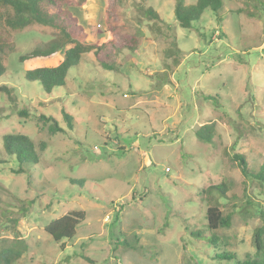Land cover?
I'll list each match as a JSON object with an SVG mask.
<instances>
[{"label": "rangeland", "instance_id": "rangeland-1", "mask_svg": "<svg viewBox=\"0 0 264 264\" xmlns=\"http://www.w3.org/2000/svg\"><path fill=\"white\" fill-rule=\"evenodd\" d=\"M175 1L120 0L122 22L138 28L137 52L116 54L113 70L84 53L50 93L24 71L62 53L19 57L56 31L38 23L14 30L0 20V85L9 91L0 90V158L4 134L45 146L24 172L11 158L0 162V247L25 243L12 264H237L254 256L264 186L244 176L234 155L250 170L264 160V0H222L189 29L174 17ZM111 4L70 8L84 41L107 38ZM209 122L212 141H200L195 130ZM221 182L225 194L203 191ZM214 205L230 214L228 227L208 229ZM71 210L84 219L72 238L54 241L44 226Z\"/></svg>", "mask_w": 264, "mask_h": 264}, {"label": "trees", "instance_id": "trees-1", "mask_svg": "<svg viewBox=\"0 0 264 264\" xmlns=\"http://www.w3.org/2000/svg\"><path fill=\"white\" fill-rule=\"evenodd\" d=\"M84 0H0L3 12L0 20L10 29L22 30L24 27L34 23L42 24L53 28L56 32L46 43L35 46L29 53L19 57L20 62L31 59L50 58L56 53H62L63 57L51 65L29 66L24 71V77L28 81H38L44 92L50 93L53 88L65 84L66 75L70 68L76 67L84 53L92 52L99 65L106 70L114 69V56L123 49L132 53L138 50L139 32L138 28L122 22L123 15L118 10L120 0H112L111 6L106 10L105 24L107 38L103 41L92 43L82 39V29L77 23L76 18L71 14L70 8L81 5ZM222 7V0H195L194 4H185L184 0H176L174 7V17L178 24L186 29L192 27L193 23L199 20L200 13L205 9L217 12ZM145 14L148 17L158 19V14L152 8H146ZM218 18L220 15L218 14ZM3 49L0 43V78L6 73L2 62ZM0 90L9 92L7 86L0 85ZM207 99H214L211 95H206ZM67 123L69 116L67 114ZM54 130L59 128L57 122L52 118ZM215 133L213 122L205 123L195 130L196 137L203 142H211ZM2 149L6 158H0V162L7 158L13 159L17 164V173L25 171V165L35 166L39 162L38 150H44V143L38 144V150L33 141L24 134L9 133L1 137ZM234 158L244 174V176L256 180L264 186V160L257 170H250L242 154H235ZM70 183L83 185L81 179H71ZM216 190L218 193L225 194L226 187L221 182L210 185L203 191L211 192ZM264 217V212H262ZM230 214L223 215L217 206H210L206 211L207 227L215 230L219 227L230 225ZM84 219V212L81 210H71L67 213L52 219L44 226V231L56 241L70 239L76 233V227ZM199 235L198 233H196ZM264 227H256L253 231V244L255 254L237 264H264V245L262 235ZM214 236L210 240H214ZM25 250L23 240L16 238L11 245L0 247V264H12ZM83 258L84 255L82 256ZM221 259H233L234 255L222 253L217 256ZM89 260L88 258H86Z\"/></svg>", "mask_w": 264, "mask_h": 264}]
</instances>
